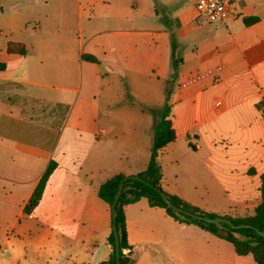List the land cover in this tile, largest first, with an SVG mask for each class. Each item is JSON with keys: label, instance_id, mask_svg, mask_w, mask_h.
<instances>
[{"label": "crops", "instance_id": "crops-1", "mask_svg": "<svg viewBox=\"0 0 264 264\" xmlns=\"http://www.w3.org/2000/svg\"><path fill=\"white\" fill-rule=\"evenodd\" d=\"M234 1V17L208 21L195 0H70L30 39L0 28V85L15 86L0 88V264L109 258L112 210L99 186L147 167L150 109L170 84L177 136L159 154L164 189L219 215L253 213L264 173V0ZM125 213L132 264H258L146 197Z\"/></svg>", "mask_w": 264, "mask_h": 264}, {"label": "trees", "instance_id": "trees-1", "mask_svg": "<svg viewBox=\"0 0 264 264\" xmlns=\"http://www.w3.org/2000/svg\"><path fill=\"white\" fill-rule=\"evenodd\" d=\"M257 19V16L245 17V21L247 23L253 22ZM8 50L17 51L20 49H18L15 44H9ZM174 54V70L172 74L171 83L175 82L179 74L180 59L176 58L175 52ZM84 56L91 60H96V58L92 55L85 54ZM0 67L3 68L4 64L0 63ZM171 86L172 84H170L167 89L166 100L164 104L161 107L150 109V111L155 117V121L151 156L147 167L143 171L138 172L136 174H114L107 180L102 182L98 189L99 196L110 205L112 210V203L115 194L119 188L121 181L123 180V191L120 194V197L118 198L115 209V223L117 225V230L119 234L120 264H132L134 262V257L132 256V246L129 243L128 239L125 205L130 202L137 201L142 197H146L149 203L153 206L164 207L166 211L176 219L197 223L200 226L206 228L207 230L215 233L216 235L231 241L239 254H252L258 264H264V249H262V245H264V234H260L255 228L250 226L233 228L226 222H205L203 220H199L191 216L180 218L177 214L174 213L172 208L168 206V204L163 199L162 192H165L167 196L177 205L191 206L199 213L211 217L219 215L215 212L206 211L198 206H195L185 201L180 196L166 191L163 187V170L162 165L159 161V154L161 149L169 142L173 141L177 136L175 128L173 127L172 119L170 117L171 103L169 99L172 90ZM258 107L262 110L264 114V101L258 103ZM56 166L57 162L54 159H51L47 167L45 168L38 184L36 185L30 199L25 205L26 213L31 212L33 208L39 203L46 182ZM134 175H137L140 178H137ZM261 178L262 198L261 201L254 208L253 213L246 216L238 217H233L230 215L223 216L230 218L235 223H249L254 226H257L261 230H264V173L261 175ZM108 240L112 246V252L108 259L101 261L99 264H113L114 262L113 258L115 255V234L113 229L109 234ZM126 248L129 249L128 252L124 251V249Z\"/></svg>", "mask_w": 264, "mask_h": 264}, {"label": "rangeland", "instance_id": "rangeland-1", "mask_svg": "<svg viewBox=\"0 0 264 264\" xmlns=\"http://www.w3.org/2000/svg\"><path fill=\"white\" fill-rule=\"evenodd\" d=\"M70 4V0H41V2L35 0H0V28L13 27L15 35L30 39L34 34L40 33L37 30L35 33L31 31L34 27L38 29L41 26L44 30L57 24L58 19L55 20L53 14L59 13L60 7L72 8L69 7ZM42 33L45 34L46 32ZM26 86L31 88L32 85L26 84ZM14 87L11 84L0 85V88L7 89L6 91ZM14 239L15 234L12 233L7 246L11 245Z\"/></svg>", "mask_w": 264, "mask_h": 264}, {"label": "water", "instance_id": "water-1", "mask_svg": "<svg viewBox=\"0 0 264 264\" xmlns=\"http://www.w3.org/2000/svg\"><path fill=\"white\" fill-rule=\"evenodd\" d=\"M137 178H140L137 175H134ZM123 191V180L121 181L119 188L115 194L113 203H112V229L114 231L115 234V255L113 258V264H120L119 261V234H118V230H117V225L115 223V209H116V204L118 201V198L120 197V194ZM162 197L165 200V202L168 204V206H170L172 208V210L174 211L175 214H177L180 218H185L187 216H191L193 218L199 219V220H203L205 222H213V223H221V222H226L228 223L231 227L233 228H240V227H246V226H250L255 228L260 234H264V230L259 229L257 226H254L252 224L249 223H235L233 222L230 218L225 217L223 215H217L215 217H211V216H207V215H203L201 213H199L198 211H196L193 207L191 206H181V205H177L175 204L168 196L165 192H162ZM256 243V242H254ZM262 249H264V245H262Z\"/></svg>", "mask_w": 264, "mask_h": 264}, {"label": "built area", "instance_id": "built-area-1", "mask_svg": "<svg viewBox=\"0 0 264 264\" xmlns=\"http://www.w3.org/2000/svg\"><path fill=\"white\" fill-rule=\"evenodd\" d=\"M195 8L197 15L208 21H225L236 15L234 0H195Z\"/></svg>", "mask_w": 264, "mask_h": 264}]
</instances>
